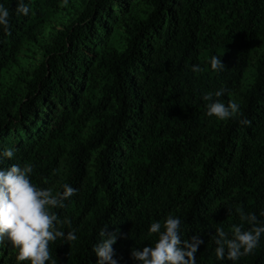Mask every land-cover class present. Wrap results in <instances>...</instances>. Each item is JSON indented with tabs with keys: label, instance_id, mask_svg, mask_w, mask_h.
I'll return each mask as SVG.
<instances>
[{
	"label": "trees",
	"instance_id": "trees-1",
	"mask_svg": "<svg viewBox=\"0 0 264 264\" xmlns=\"http://www.w3.org/2000/svg\"><path fill=\"white\" fill-rule=\"evenodd\" d=\"M132 1L84 0L18 89L4 88L2 69L25 40L37 41L44 13L37 0L27 16L16 14V0H0L9 10L8 31L0 26V150L14 149L0 167L30 163L38 187L78 190L52 209L70 220L61 230L77 236L49 242L56 264H96L92 247L105 226L122 233L118 264H139L132 248L154 244L148 227L169 214L181 219L182 240L204 241L196 264H233L216 259L215 229L230 233L237 208L264 219V0H146L144 15L128 11ZM118 20L121 50L88 47ZM213 55L222 71L211 69ZM251 62L256 74L240 92L239 117L207 116L203 94L224 88L214 99L227 104ZM94 87L100 95L90 98ZM0 249V264H17L16 249L6 241ZM236 264H264V236Z\"/></svg>",
	"mask_w": 264,
	"mask_h": 264
},
{
	"label": "clouds",
	"instance_id": "clouds-1",
	"mask_svg": "<svg viewBox=\"0 0 264 264\" xmlns=\"http://www.w3.org/2000/svg\"><path fill=\"white\" fill-rule=\"evenodd\" d=\"M67 5L68 0H62ZM16 14L27 16L30 12V0H16ZM0 26L7 32L9 27V10L0 4ZM210 67L214 71H222L226 65L221 57L213 55ZM194 73L202 71L199 65H193ZM227 90L221 88L215 92L203 94L206 101L207 116H215L219 120L238 118L240 106L229 100L227 104L219 98ZM242 125L250 121L240 119ZM14 149L3 147L0 150V164L5 158H12ZM33 166L25 163L22 167L13 163L8 167H0V244L5 241L16 249L15 259L19 262L28 261L30 264H56L49 252V242L62 238L71 243L77 240L75 231L61 230V226L70 223L65 217L63 220L52 211L62 208L64 201L78 191L69 184H63L62 191L56 195L49 188H40L30 180ZM230 213L232 208L228 207ZM240 223L232 224L231 231L225 232L222 227L215 229L212 239L216 245L214 252L219 261H231L236 264L241 257L253 253L264 236V219H258L257 214L245 213L237 208ZM264 217V210L259 213ZM181 219L169 214L162 221H154L148 227L149 235L155 234L157 239L154 244L140 248H132L131 257L139 264H196V253L204 243L199 236L193 235L190 239L182 240ZM245 224L248 225L245 228ZM106 227V226H105ZM105 227L99 232L100 239L92 251L98 260L96 264H118L114 259L113 245L122 236L120 231L106 233Z\"/></svg>",
	"mask_w": 264,
	"mask_h": 264
},
{
	"label": "rangeland",
	"instance_id": "rangeland-1",
	"mask_svg": "<svg viewBox=\"0 0 264 264\" xmlns=\"http://www.w3.org/2000/svg\"><path fill=\"white\" fill-rule=\"evenodd\" d=\"M37 7L44 13V22H36L33 30L37 32V41L30 42L25 40L22 48L17 54V62H11L6 68L2 69L1 81L4 88L11 86L20 89L23 85L19 78L20 75L26 76V71H31L35 65H38L43 57V47L51 41L52 37L62 29L65 24L69 23L76 15V12L81 9L84 0H68L67 5H63L62 0H57V4L52 7L51 4L46 3V0H37ZM149 7L146 0H135L129 5V10L132 13L144 15L145 10ZM115 9H120L116 6ZM118 12V11H117ZM112 28L100 34L101 42L93 40L88 43V47H95L98 51L103 48V43L121 50L125 46V32L120 20L111 22ZM98 43L96 46L94 44ZM259 51L261 49H258ZM256 74L255 65L253 62L248 64L243 79L241 80L240 87L231 95V100L237 104L240 101V92L249 87L254 81ZM98 77V75H97ZM100 80V79H99ZM102 80V78H101ZM100 80V81H101ZM90 98L98 97L99 88L88 92ZM96 99V98H95ZM2 249H0L1 251Z\"/></svg>",
	"mask_w": 264,
	"mask_h": 264
}]
</instances>
